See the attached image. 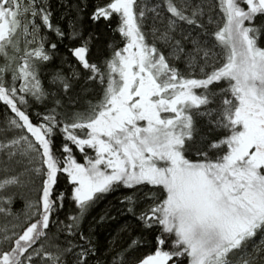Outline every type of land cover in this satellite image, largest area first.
Instances as JSON below:
<instances>
[{
  "label": "snow or ice",
  "instance_id": "6c2138e0",
  "mask_svg": "<svg viewBox=\"0 0 264 264\" xmlns=\"http://www.w3.org/2000/svg\"><path fill=\"white\" fill-rule=\"evenodd\" d=\"M0 264H264V0H0Z\"/></svg>",
  "mask_w": 264,
  "mask_h": 264
}]
</instances>
